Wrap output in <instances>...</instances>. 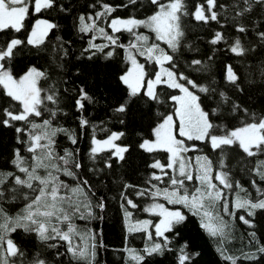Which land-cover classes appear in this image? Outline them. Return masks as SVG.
<instances>
[{"label": "snow or ice", "instance_id": "obj_1", "mask_svg": "<svg viewBox=\"0 0 264 264\" xmlns=\"http://www.w3.org/2000/svg\"><path fill=\"white\" fill-rule=\"evenodd\" d=\"M128 3L135 5L137 0H128ZM150 4L155 6L154 10L143 19H111L108 27L112 34L97 23L116 11L108 3L101 4L102 11H96L94 15L80 14L74 24L78 33L87 35L98 32L108 42L96 44L94 41L97 37L92 35L87 46L81 49L80 57L92 60L102 55L107 60L116 54L117 48L125 52L128 67L118 80L126 87L127 98L112 109L121 124L126 123L134 98L143 97L159 105L170 101L172 105L170 111L157 113L158 120L151 128L150 137L138 142L139 149L146 153L166 154V162L154 159L148 165L158 170L153 171L146 181L149 187L136 191L137 197L148 196L152 200L142 211L157 219L134 218L130 209H138L139 205L129 197L128 190L137 186L130 183L120 185L125 242L133 234L143 233L145 237L141 249L129 247L126 243L123 249L127 255L126 264H148V258L163 257L173 252L170 247L173 237L169 234L178 237L176 228L188 219L181 209L199 217L200 227L212 237H224L225 229L229 226L223 217L233 216V209H243L248 217H255L257 212L264 211V189L257 187L256 199L238 196L234 201L226 199L223 192L234 187L228 164L232 152L239 149L246 157L264 153V110L253 111L243 101L234 100L227 91L216 85L214 76L207 84H201L179 69V57L183 55L185 47L184 18L204 25L213 21L223 28V15L225 23H231L238 35L229 40L222 31L213 30L208 43L216 46L224 42L227 51L236 57H245L255 50L242 43V36L251 29H255L254 35L260 46L264 47V30H261L264 28V0H232L230 5L219 3V0H193L191 6L187 0H150ZM56 7L57 0H0V126L14 129L16 143L21 145L11 152L9 162L14 170L0 168V264H64L62 258L65 256L69 264H97V248L106 247L102 242L97 243L98 233L81 229L76 223L77 220L104 219L96 210L100 213L105 211L106 199L104 195H97L99 189L79 174L82 164L76 158L78 150L64 148L63 154L57 151V136L63 134L73 145L77 143V138L71 129L55 123L63 109L60 107L59 82L47 83L51 80L50 68L53 65L43 70L31 65L18 73L12 64L17 54L25 48L35 49L37 54L47 50L45 46L50 33L58 29L59 25L49 19L39 18L34 20L29 29L27 21L33 14H42ZM90 7L95 8L96 5ZM59 11L67 12L68 9L61 4ZM254 11L259 13V26L252 19ZM140 29H146L152 36ZM123 32L132 37L127 45L121 43L120 37L116 35ZM56 41L59 43L53 45L52 50L56 52L59 62L54 63V67L62 70L63 61L69 52L64 47L62 37L57 36ZM186 46L192 50L190 44ZM216 51V48L212 49L213 54ZM138 56L153 65L154 71L150 73ZM212 60V55L207 57V61L193 58L186 66L195 72L210 74L209 62ZM251 77L249 73V82L255 83ZM260 77L264 82V66ZM223 79L235 92H245L241 77L233 65L225 66ZM42 82L47 83V86H43ZM159 86L176 90L178 94L169 92L164 99ZM92 103H95L94 98L84 87L76 90L74 107L80 114L77 118L81 129L90 126V121L83 113L86 105ZM214 119L228 120V123L217 124ZM233 121H238V124L230 127ZM17 122L20 126H17ZM93 129L89 158L95 161L101 152L110 150L105 167L111 169V158L123 161L130 150L127 145L115 143L125 136V132L113 131L106 139L99 140L95 135V126ZM197 142L208 147L212 153H217L215 162L203 153ZM189 153L197 154L193 157ZM89 171L95 172L96 169L90 168ZM254 171L264 180V160L259 162ZM61 177L70 178L74 183H68ZM162 184L165 186L161 187ZM235 187L241 188L238 181ZM18 199L24 201L23 207L14 215L10 214L4 205L9 200ZM159 199L168 205L180 207H166L164 203L158 202ZM239 220L249 227L253 226L252 221L244 215L239 216ZM18 230L34 235L47 248L56 249L55 259H46L40 253L32 255L26 251V246L12 238V234ZM252 236L255 237V233ZM60 247L65 250L59 251ZM257 251L264 254V245L259 246ZM197 255L190 252L185 243L175 253V264H192ZM243 258L257 260L255 253L244 254ZM224 259L230 264H237L239 257L224 255Z\"/></svg>", "mask_w": 264, "mask_h": 264}, {"label": "trees", "instance_id": "obj_2", "mask_svg": "<svg viewBox=\"0 0 264 264\" xmlns=\"http://www.w3.org/2000/svg\"><path fill=\"white\" fill-rule=\"evenodd\" d=\"M189 6L193 0H187ZM108 3L110 6L116 8L110 16L103 20L97 21L99 26L112 34L111 28L108 27L111 19L135 17L143 19L147 15L152 14L155 6L150 4V0H137L135 5L129 4L128 0H57V7L43 12L42 14H33L27 21L28 28L35 19L45 18L49 19L59 25L58 29L50 33V38L45 48L46 51L36 53L35 49L25 48L22 53H18L12 64L14 71L22 73L28 66L35 65L44 68H50L51 80L47 83L57 81L58 88L61 92L60 107L63 112L58 115L56 124L59 126L71 129L77 138L75 145L67 139L63 134L57 136V151L63 154V149L78 150L76 158L82 164L80 175L91 181L94 188L99 189L97 195H104L106 199V209L103 213L97 211L98 215H102L104 219H96L91 221H80L76 223L81 229H91L98 233L97 243L102 242L106 247L97 248V264H126L127 255L123 251L124 247H133L141 249L145 243L143 233L133 234L128 237L125 242V235L122 222V211L120 209L119 192L122 190L120 185L123 183H130L136 185L137 188L129 189L128 195L136 202L138 209L132 210L134 218L146 219V213L142 211L143 207L152 203L148 197H137L136 191L149 187L146 184L149 176L154 170L148 167L154 159H161L166 162V154L164 153H146L139 149L138 142L142 138H148L151 135V128L155 126L158 120V112H168L171 110V102H166L163 105L155 104L147 101L146 98H134L130 105V112L126 118V123L121 124L116 118L112 109L120 102L127 98V89L122 85L118 77L128 67L125 62V52L123 49L117 48L116 54L110 59L105 60L102 55H97L92 60L86 57H80V52L83 47L87 46L88 39L92 35L97 38L94 41L96 44L103 45L108 43L103 36L98 32L88 33L87 35L78 33L74 27L77 22L76 17L80 14L88 15L96 11H102L101 4ZM219 3L231 4L232 0H219ZM64 5L68 11L60 12L59 5ZM95 4L92 8L90 5ZM127 5V7H117ZM231 14V8H229ZM252 19L260 24L259 13L254 11ZM186 24V35L184 39L185 47L183 48V55L179 57V69L188 75L189 78L199 80L201 84H207L209 79L214 76L216 85L225 90L232 96L234 100L243 101L253 111L264 110V82L260 77V71L264 66V47L260 46L259 41L254 35L255 29H251L249 33L242 36V43L245 47L255 48L250 51L245 57H236L227 51V45L224 42L216 46H212L208 41L212 38L213 30L222 31L229 40L234 39L237 33L232 28L231 23H225L224 16H221V23L225 26L220 27L216 22L210 21L208 25L197 23L191 18H184ZM264 30V28H261ZM145 32V31H143ZM146 33V32H145ZM21 35V34H17ZM120 37V42L127 45L132 39L127 32L117 33ZM62 37L64 47L68 49L69 55L63 61V68L56 69L54 63L56 60V52L52 50L53 45H57L56 37ZM71 42L70 44L67 42ZM251 41V43H250ZM191 45L192 50H189L186 45ZM166 47V46H164ZM217 51L213 54L212 49ZM199 49V51H196ZM111 49H105L108 51ZM209 55L213 56L210 61V74L199 73L193 71L186 65L195 59H203L207 61ZM77 57H80L77 59ZM141 63H145L148 71H154V66L147 64L143 57H137ZM233 65L234 70L241 77V84L245 88L244 93L235 92L231 86L227 85L223 79L225 66ZM249 73L252 74V79L255 83L249 82ZM43 83V82H42ZM43 83V86H47ZM84 87L90 95L94 98L95 103L87 104L83 115L90 121V126L86 129L79 127L78 114L74 107V96L76 90ZM67 89L68 91H64ZM159 91L162 98L166 99V94H178L176 90L167 89L165 86H159ZM195 91V90H193ZM203 97V94H201ZM210 103V101H206ZM212 106H215L214 104ZM66 113V115L64 114ZM47 114H45L46 116ZM230 119V117H229ZM39 122V121H38ZM214 123H228V120H215ZM238 121H233L229 126H235ZM17 126L19 122H17ZM93 126H95V135L99 140L106 139L113 131H123L125 136L121 140L116 141L117 144L127 145L130 150L125 154L123 161H117L115 157L111 158L112 168L105 167V161L110 157V150L101 152L93 161L89 158V148L91 136L93 135ZM16 133L14 129L4 128L0 126V168L5 170H14L10 164L11 152L14 148L21 147L15 140ZM199 144V142H197ZM203 149V153L207 154L214 160L217 159V153H212L211 150L203 144H199ZM27 155V153H24ZM197 153H189V156H195ZM264 160V153L257 154L255 157H246L243 153L236 149L231 153V159L228 161L234 187L232 190L224 189L225 198L229 201H234L239 196L240 198L256 199L257 187L264 189V180L256 174L254 169L260 161ZM90 168H95V172H90ZM103 169V171H100ZM68 183H74L67 177H61ZM239 182L241 188L235 187V182ZM255 181V186L253 185ZM215 182V181H214ZM153 183H156L153 181ZM218 184V182H216ZM161 187L165 185H160ZM191 187V185H189ZM158 202L164 203L166 207H180L168 205L166 201L159 199ZM24 205L22 199L15 201L9 200L4 206L8 209L10 214H15ZM231 207V204H230ZM188 217L185 223L176 228L179 236L169 234L173 237L170 247L173 252L166 253L163 257L148 258V264H175V253L179 247L185 243L190 252L198 253L192 264H230V261L224 259V255H231L239 257L237 264H264V254L257 251L258 247L264 245V211L257 212L255 217H248L243 209H233L234 215L223 217L227 222L228 228L225 229L224 237H212L204 229L200 227L199 217H194L187 212L186 209H181ZM222 214V213H221ZM244 215L246 219L252 221V227L245 225L239 220V216ZM153 219V217H152ZM255 233V237L252 236ZM12 238L19 244L26 246V251H30L32 255L40 253L43 258L54 260L56 249H49L45 245L40 244L34 235L24 234L17 231L12 234ZM55 243V242H53ZM61 244L63 242H60ZM64 247H60L59 251L63 252ZM223 252V255L221 254ZM255 253L257 260H245L244 254ZM64 264H69L67 256L62 258Z\"/></svg>", "mask_w": 264, "mask_h": 264}, {"label": "rangeland", "instance_id": "obj_3", "mask_svg": "<svg viewBox=\"0 0 264 264\" xmlns=\"http://www.w3.org/2000/svg\"><path fill=\"white\" fill-rule=\"evenodd\" d=\"M139 31H142V32L145 31V32H146V33L144 32L145 34L152 36V34L149 33L146 29H140ZM164 46H165V45H162V47H164ZM115 143H116V142H115ZM152 217H153V216H150L149 214L146 213V219H152ZM139 219H142V218H139ZM156 219H157L156 217H153L152 220H156Z\"/></svg>", "mask_w": 264, "mask_h": 264}]
</instances>
